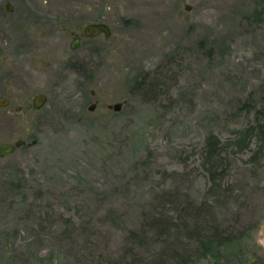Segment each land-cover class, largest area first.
Wrapping results in <instances>:
<instances>
[{
  "label": "rangeland",
  "instance_id": "374dc122",
  "mask_svg": "<svg viewBox=\"0 0 264 264\" xmlns=\"http://www.w3.org/2000/svg\"><path fill=\"white\" fill-rule=\"evenodd\" d=\"M260 2L0 0V144L23 142L0 158V264H112L129 245L146 264L161 242L128 231L152 212L174 217L167 193L224 234L248 233L239 245L264 260V158L256 168L229 153L232 197L217 200L198 160L207 135L223 142L243 125L236 102L264 84ZM95 23L110 36L70 50L68 32ZM137 72L157 79L153 101L126 89ZM36 94L45 101L28 112Z\"/></svg>",
  "mask_w": 264,
  "mask_h": 264
},
{
  "label": "trees",
  "instance_id": "16d2710c",
  "mask_svg": "<svg viewBox=\"0 0 264 264\" xmlns=\"http://www.w3.org/2000/svg\"><path fill=\"white\" fill-rule=\"evenodd\" d=\"M5 17L0 10L1 20ZM250 17L264 19V0H261L260 7L254 10ZM4 23L12 29L17 28L10 19ZM198 45L202 46V42ZM125 86L129 93L151 102L156 96L158 84L154 76L137 72L126 78ZM236 109L243 115V125L233 128L230 137L223 142L213 134L207 135L199 154V166L208 184L206 195L211 200L232 197L231 188L223 186V180L229 171V153L234 155L248 152L247 164L256 168L264 158V84L259 86L255 93H248L243 100L237 101ZM159 201L170 205L174 217L166 218L161 212H152L144 218L139 231H128V241L138 244L145 241L147 243V240L161 242L162 252L158 258L146 264H196L197 260L207 261L209 264L244 263L245 254L240 251L242 246L239 242L247 235L232 236L231 231L224 234L212 222L205 220L210 215L209 211L204 212L205 207H194L190 202L177 206L170 193L160 195ZM209 208L211 206L206 205V209ZM115 215L116 212L110 210L106 217L112 219ZM146 232H151L152 236H146ZM245 232L247 231H243ZM132 246H127L122 256L112 264H136L133 261L135 254ZM223 249L227 250L228 254L224 253ZM165 259L169 263H166ZM98 263L103 262L98 259L95 264Z\"/></svg>",
  "mask_w": 264,
  "mask_h": 264
},
{
  "label": "water",
  "instance_id": "95a60500",
  "mask_svg": "<svg viewBox=\"0 0 264 264\" xmlns=\"http://www.w3.org/2000/svg\"><path fill=\"white\" fill-rule=\"evenodd\" d=\"M4 12L10 13L11 7L8 4L4 5ZM72 34V32H70ZM83 37L86 38H92L96 37L98 35H102L104 38H108L110 36L109 28L103 24V23H95V24H88L84 26L82 31ZM75 44L70 45V49H74ZM45 101V98L41 94H36L32 97L30 100V103L24 104L23 108L25 110H28L30 107L34 110L39 109ZM7 104V101L5 99H2L0 101V107H5ZM93 107H90L89 110H92ZM111 110L113 112L119 111L120 105L115 104L112 105ZM19 107H15L14 111H18ZM21 146V141H14L13 143H2L0 144V158H3L6 155H9L15 151L16 148Z\"/></svg>",
  "mask_w": 264,
  "mask_h": 264
},
{
  "label": "flooded vegetation",
  "instance_id": "af4514ba",
  "mask_svg": "<svg viewBox=\"0 0 264 264\" xmlns=\"http://www.w3.org/2000/svg\"><path fill=\"white\" fill-rule=\"evenodd\" d=\"M83 31V30H82ZM82 31H81V33L80 34H78V33H75L74 31H72V30H70L69 32H68V34H69V36H70V44H69V49H70V45L71 44H75V47H74V49L80 44V42H81V40L82 39H93V38H95V37H92V38H86V37H83V35H82ZM70 32H72V34L70 33ZM98 36H100V35H98ZM98 36H96V37H98ZM102 36V35H101ZM103 37V36H102ZM104 38V37H103ZM104 39H107V38H104ZM70 50H73V49H70ZM30 103V102H29ZM32 110H34V109H32L31 107L27 110L28 112L29 111H32ZM25 116H27V115H25ZM16 141H20V140H16ZM23 144V142L21 141V145ZM19 148V147H18ZM17 149V148H16ZM15 149V150H16ZM246 235H248V233H246ZM241 252L243 253V254H245V259H244V261H245V263H246V260H247V262H248V257H252V259L253 260H255V259H257V264H264V260L263 259H261L260 257H257L252 251H250L249 250V248H243L242 250H241ZM251 258L249 259V262L251 261H253ZM245 263H243V264H245ZM249 264V263H248Z\"/></svg>",
  "mask_w": 264,
  "mask_h": 264
}]
</instances>
